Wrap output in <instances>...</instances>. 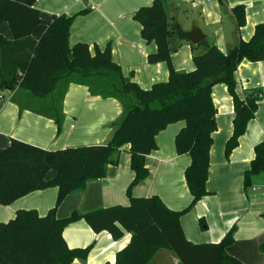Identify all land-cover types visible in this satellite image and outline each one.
<instances>
[{
    "label": "trees",
    "instance_id": "trees-1",
    "mask_svg": "<svg viewBox=\"0 0 264 264\" xmlns=\"http://www.w3.org/2000/svg\"><path fill=\"white\" fill-rule=\"evenodd\" d=\"M35 2L0 0V26L7 22L14 36L9 41L0 33V92L19 87L36 98L61 102L69 85L77 83L88 86L94 96L117 99L124 112L106 145L51 151L13 140L10 146L0 149V204L11 205L33 192L58 187L56 205L47 215L41 216L35 209L19 210L14 219L0 224V264H72L76 259L86 260L91 247L71 249L64 238L66 227L80 220H85L96 233L108 231L116 241L126 232L132 234L129 245L117 254L115 264H150L160 250L173 252L181 264H243L227 253L234 242L235 227L218 244L196 245L186 238L181 218L208 195L211 150L218 130L213 87L225 84L234 100V129L226 144L227 159L256 115L263 91L250 89L241 97L236 71L244 60H264V23L256 27L249 41L241 40L227 53L208 39L199 45L192 43L194 49L203 48L194 54L196 69L180 72L173 65L172 53L174 45L184 39L180 37L181 27L170 19L166 1L155 0L142 7L134 19L143 27V38L158 47L148 61L166 62L169 69L167 82L145 90L126 80L121 67L113 61L110 46L105 50L97 47L94 55L88 44L70 46L75 16H54L39 41H31L35 29L43 23ZM233 12L238 28L243 27L245 6H236ZM57 120L60 124V117ZM180 121H185L186 127L176 137V148L178 154L191 157L185 175L193 201L185 210L174 211L159 196L134 197L132 189L150 174L146 157L158 149L157 135ZM127 144L135 172L127 191L130 205L85 214L75 211L70 217L59 219L57 211L64 200L85 189L90 180L106 177L107 165L119 163ZM51 171L57 173L54 180L48 178ZM263 173L264 140L255 147V157L245 172L246 188ZM201 225L206 228L203 219Z\"/></svg>",
    "mask_w": 264,
    "mask_h": 264
},
{
    "label": "crops",
    "instance_id": "crops-1",
    "mask_svg": "<svg viewBox=\"0 0 264 264\" xmlns=\"http://www.w3.org/2000/svg\"><path fill=\"white\" fill-rule=\"evenodd\" d=\"M155 0H36L43 23L32 34L31 41H39L54 16H75L70 33V46L85 43L92 54L96 48L112 49L113 61L118 64L128 81L136 82L145 90L167 82L166 62L151 64L150 54L156 53L155 42L148 43L142 36V25L134 19L142 7ZM170 19L185 32L194 27L202 29L207 39L224 53L241 40L249 41L259 24L264 23V0H165ZM245 6L246 24L238 28L233 9ZM94 7V9H93ZM0 33L14 40L10 25L0 26ZM29 42L32 44L33 42ZM174 45L172 62L177 71L196 69L194 49L188 40ZM28 54L31 49H27ZM237 92L244 97L250 89L264 94V60H244L236 71ZM0 96V149L19 140L43 149L56 151L68 147L106 145L114 133V124L122 117L120 101L105 99L90 93L89 87L71 83L64 99H40L17 87L3 91ZM217 109L218 130L214 134L211 166L207 182L208 195L181 218L186 238L193 244H218L235 227L234 242L227 253L243 264H264V173L255 177L252 188H246L245 172L255 157V147L264 140V96L258 103L254 119L248 124L239 146L226 158L225 149L233 135L235 106L225 84L212 89ZM60 117V124L57 118ZM186 127L185 121L168 125L156 137L158 149L147 155L148 178L132 189L138 198L159 196L168 208L183 211L193 196L186 181V170L191 164L189 154L180 155L176 137ZM57 177L55 171L48 175ZM135 178L131 168L130 145L124 146L118 164H108L106 177L90 180L85 189L70 194L57 211L65 219L77 211L82 214L116 205H130L128 188ZM253 188H256L254 191ZM58 187L33 192L11 205L0 204V224L14 219L19 210L35 209L45 216L55 207ZM206 223L202 228L201 220ZM64 238L71 249L91 247L86 260L72 264H115L117 254L127 247L132 234L126 232L118 241L108 231L96 233L85 220L70 224ZM150 264H181L169 250H160Z\"/></svg>",
    "mask_w": 264,
    "mask_h": 264
},
{
    "label": "water",
    "instance_id": "water-1",
    "mask_svg": "<svg viewBox=\"0 0 264 264\" xmlns=\"http://www.w3.org/2000/svg\"><path fill=\"white\" fill-rule=\"evenodd\" d=\"M180 37L184 40H188L195 45L201 44L207 39V35L198 27H194L191 31H181Z\"/></svg>",
    "mask_w": 264,
    "mask_h": 264
},
{
    "label": "built area",
    "instance_id": "built-area-1",
    "mask_svg": "<svg viewBox=\"0 0 264 264\" xmlns=\"http://www.w3.org/2000/svg\"><path fill=\"white\" fill-rule=\"evenodd\" d=\"M93 9H94V7H93ZM259 97L262 98L263 97V93L259 94ZM253 190L255 191L256 188H253Z\"/></svg>",
    "mask_w": 264,
    "mask_h": 264
},
{
    "label": "rangeland",
    "instance_id": "rangeland-1",
    "mask_svg": "<svg viewBox=\"0 0 264 264\" xmlns=\"http://www.w3.org/2000/svg\"><path fill=\"white\" fill-rule=\"evenodd\" d=\"M3 93H5V92L1 91V92H0V96H2ZM252 187H253V185H252L250 188H252Z\"/></svg>",
    "mask_w": 264,
    "mask_h": 264
}]
</instances>
